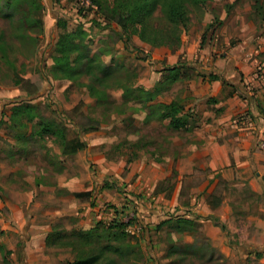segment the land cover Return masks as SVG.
Returning <instances> with one entry per match:
<instances>
[{
    "label": "rangeland",
    "instance_id": "rangeland-1",
    "mask_svg": "<svg viewBox=\"0 0 264 264\" xmlns=\"http://www.w3.org/2000/svg\"><path fill=\"white\" fill-rule=\"evenodd\" d=\"M88 1L94 9L79 10L78 0H0V32L4 34L0 40V145L6 152L12 148L14 168L0 175V264H69L76 249L92 252L108 243L119 247L108 250L116 264H264V226L253 218L239 213L225 223L227 231L209 215L191 218L190 188L203 182V171H195L187 180L179 205L167 198L168 192L164 196L175 174L172 142L183 146L185 139H174L169 120L162 118V105L175 101L184 92L185 82H165L160 91L150 94L148 90L156 87L148 85L163 66L158 61L165 63L153 58V52L172 50L151 47L135 35L125 41L118 23L102 21L101 9L112 0ZM233 1L193 6L191 26L200 28L206 14L213 16L211 25L218 26L221 17L232 11L239 24L246 17L250 20L254 0H238L227 12L226 5ZM60 17L66 19L64 27L58 23ZM162 21L158 8L152 22ZM213 28L205 29V42ZM64 30L79 32L80 46L88 56L80 60L79 72L71 79L55 69L52 61ZM257 34H264L262 26L258 25ZM256 72H264V63ZM18 100L28 101L38 114L21 144L14 139V131L9 132L8 123L10 109ZM44 123L52 129L43 130ZM91 125L96 129L86 132ZM9 138L13 140H4ZM94 145L105 151L107 161L95 160ZM165 173L169 174L164 179ZM225 190L220 183L215 192L221 210L225 198L238 204H264V192L245 188L225 195ZM163 220L168 223L157 227ZM121 222L129 224L126 231L135 243L133 248L124 247L109 233L117 231L115 224ZM95 226L98 237L92 245L68 244L71 239L78 241L70 236L72 231Z\"/></svg>",
    "mask_w": 264,
    "mask_h": 264
},
{
    "label": "crops",
    "instance_id": "crops-1",
    "mask_svg": "<svg viewBox=\"0 0 264 264\" xmlns=\"http://www.w3.org/2000/svg\"><path fill=\"white\" fill-rule=\"evenodd\" d=\"M232 12L224 14L218 26H211L213 16L206 14L200 23L201 30L193 24L183 34L182 46L175 52H153V58H162L165 63L158 61L163 66L156 80L148 86L155 88L165 82L171 85L185 82L184 92L175 100L183 107L179 116L187 128L169 126L176 136L174 139L182 136L185 144L172 142L175 174L163 193L165 196L168 192L167 198L171 197L173 201H170L179 205L187 180L195 171L201 170L205 176L203 182L190 188L188 208L191 218L201 214L231 223V219L241 213L248 219L253 218L255 224L264 226V204L256 205L250 201L238 204L225 198L222 201L224 210H221L219 195H215L220 183L227 187L225 195L228 191L230 194L245 188L255 193L264 192V153L258 147L264 129V77L256 72L264 63V34H257L258 25L248 17L247 22L243 20L239 24L238 19L232 18ZM209 28H213L212 36L202 44L205 29ZM151 58L148 54L146 59ZM164 67L177 68L167 74L163 72ZM93 147L95 160L107 161L105 151ZM8 150L6 152L0 145V175L3 176L14 170L11 164L13 151L12 148ZM151 153L156 155L157 151ZM142 167L141 174L145 179L146 168ZM168 174H164V179ZM164 179L159 180L160 185ZM208 222L213 225L211 219Z\"/></svg>",
    "mask_w": 264,
    "mask_h": 264
},
{
    "label": "trees",
    "instance_id": "trees-1",
    "mask_svg": "<svg viewBox=\"0 0 264 264\" xmlns=\"http://www.w3.org/2000/svg\"><path fill=\"white\" fill-rule=\"evenodd\" d=\"M208 1L214 0H112L110 3L102 7L104 15L103 22L106 23H118L125 34V41H128L132 36H137L141 41L147 43L151 47L159 48L166 47L170 50H177L182 46V35L187 31L191 24V8L193 6H206ZM238 0H234L232 3H228L227 12L234 8ZM160 9L162 13V22L154 24L152 22L153 14L157 9ZM251 12L249 18L256 25L264 28V0H254L251 5ZM66 19L60 17L58 23L64 27ZM214 26V25H211ZM79 32L65 31L58 39L54 52L52 53L53 67L62 72L64 77L73 78L74 75L79 72L80 60L86 59L87 53L83 51L80 46ZM4 34L0 32V40H2ZM2 42V41H1ZM0 46L3 47L1 45ZM205 43L203 40L202 44ZM87 64H90L89 61ZM177 67H164L163 70L175 72ZM92 73V72H91ZM160 85H158L153 92L160 91ZM29 93L30 91L27 90ZM162 118L169 120V126L175 128L183 127L187 128L182 122V117L179 116V112L183 108L179 101H171L170 103L162 105ZM35 107L26 100L15 101L10 109L8 115L9 132H13L14 139L17 143L21 144L22 138L25 137L34 122V118L37 117ZM43 130H50L52 127L48 123H44ZM96 127L91 125L85 131H93ZM215 224L220 225L221 228L227 231V225L221 222L217 217H213ZM181 221H187L183 218ZM192 222V220H188ZM168 223V220L161 221L157 227H161ZM119 226L117 231L109 232L113 235V239L121 242L122 245L133 248L135 243L132 242L131 235L127 233L126 229L128 223L121 222L115 224ZM97 226L88 230H75L70 233V236L76 237L78 241L71 239L68 244L75 247L76 242L80 244H91L93 240L98 236L95 233ZM111 231V229L109 230ZM119 247H115L111 244L95 247L92 252L84 249H76V257L69 264H116V258L111 257L108 254V250H117ZM122 250V247H121ZM121 250H118L119 252Z\"/></svg>",
    "mask_w": 264,
    "mask_h": 264
},
{
    "label": "built area",
    "instance_id": "built-area-1",
    "mask_svg": "<svg viewBox=\"0 0 264 264\" xmlns=\"http://www.w3.org/2000/svg\"><path fill=\"white\" fill-rule=\"evenodd\" d=\"M57 2H61V1H66V0H55ZM80 0H78V2L76 3V7L78 8L79 6V10L80 9H86V8H91V9H94V4L88 0H82L81 3H79ZM84 1V2H83ZM81 4V5H80ZM260 75H262L264 77V72L263 73H259ZM258 147L260 148V150H263L264 151V129H263V132H262V135H261V138L259 139V142H258Z\"/></svg>",
    "mask_w": 264,
    "mask_h": 264
}]
</instances>
